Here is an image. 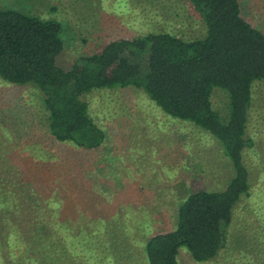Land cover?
Segmentation results:
<instances>
[{"label":"rangeland","instance_id":"rangeland-1","mask_svg":"<svg viewBox=\"0 0 264 264\" xmlns=\"http://www.w3.org/2000/svg\"><path fill=\"white\" fill-rule=\"evenodd\" d=\"M240 2L244 17L264 31V0ZM0 7L61 21L66 46L60 62L66 66L114 39L150 32L191 38L202 27L187 0H0ZM252 90L246 157L251 198L242 199L216 259L198 262L182 246L178 264H264V80ZM84 99L107 133L97 149L55 141L42 94L0 78V264H33L22 255L32 239L35 184L33 191L41 189L50 202L47 232L76 255L63 264H147L148 237L175 228L185 197L222 190L235 173L214 135L168 115L142 89H98ZM212 103L227 118L228 92L215 88Z\"/></svg>","mask_w":264,"mask_h":264},{"label":"trees","instance_id":"trees-1","mask_svg":"<svg viewBox=\"0 0 264 264\" xmlns=\"http://www.w3.org/2000/svg\"><path fill=\"white\" fill-rule=\"evenodd\" d=\"M187 1L200 18L199 35L150 32L114 39L68 66L60 62L66 46L61 21L0 7V78L31 85L42 94L55 141L85 150L101 147L107 133L91 116L84 97L98 89L135 86L168 115L191 121L222 143L234 175L222 190L201 189L185 197L175 228L148 237L147 264H178L182 246L198 262L216 259L229 242L242 199L253 192L247 128L253 84L264 80V31L244 17L240 0ZM215 88L229 95L225 119L213 107ZM36 187L30 188L37 193L29 197L32 239L28 237L22 257L33 264H50L52 259L67 263L64 257L76 256L72 245L47 232L52 229L45 224L50 202L41 189L33 191ZM53 203L59 205L57 199Z\"/></svg>","mask_w":264,"mask_h":264}]
</instances>
